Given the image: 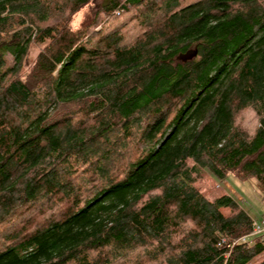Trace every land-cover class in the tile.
<instances>
[{
    "label": "trees",
    "instance_id": "obj_1",
    "mask_svg": "<svg viewBox=\"0 0 264 264\" xmlns=\"http://www.w3.org/2000/svg\"><path fill=\"white\" fill-rule=\"evenodd\" d=\"M183 2L0 0V264L264 253L221 185L264 198V0Z\"/></svg>",
    "mask_w": 264,
    "mask_h": 264
},
{
    "label": "rangeland",
    "instance_id": "obj_2",
    "mask_svg": "<svg viewBox=\"0 0 264 264\" xmlns=\"http://www.w3.org/2000/svg\"><path fill=\"white\" fill-rule=\"evenodd\" d=\"M197 0H184L182 3L184 5H188L191 3L196 2ZM89 9H83L80 11L74 18L73 23L75 27H79L84 20L85 16L87 15ZM138 33V32H137ZM41 46L40 45H33L31 47L27 62H26V72L30 70V68L33 66L35 58L40 51ZM246 115V117L251 118L252 115ZM120 155L123 156L124 154L128 156L127 150L120 149ZM127 156H124L126 159ZM212 185L216 187L218 184L215 180L211 181ZM221 185L224 187V189L233 196L241 205L243 208L248 211V213L255 219V221L260 220V217L264 215V198L262 196V193L258 187V184L256 180H242L238 178L235 174L230 173L224 180L221 181ZM56 207L54 208V210ZM47 211V208H46ZM48 213H50L48 211ZM34 219L39 220L42 218L41 213H36L32 215ZM4 228L7 227L6 231L1 230L2 227H0V243L4 244L2 237H5L9 233L10 225L9 224H3L1 225ZM143 256L142 250H138L136 253H130L127 256L126 262L122 259L120 263L118 264H140L141 258ZM264 258V253L257 256L251 263L249 264H258L260 261ZM122 262V263H121Z\"/></svg>",
    "mask_w": 264,
    "mask_h": 264
},
{
    "label": "built area",
    "instance_id": "obj_3",
    "mask_svg": "<svg viewBox=\"0 0 264 264\" xmlns=\"http://www.w3.org/2000/svg\"><path fill=\"white\" fill-rule=\"evenodd\" d=\"M264 236V217H262L260 220L255 221L254 226H253V230L251 231V233L241 236L240 238H238L237 240H235L233 244H235L236 242H245V243H251V239L252 237L255 236ZM223 242H226V239H222Z\"/></svg>",
    "mask_w": 264,
    "mask_h": 264
},
{
    "label": "water",
    "instance_id": "obj_4",
    "mask_svg": "<svg viewBox=\"0 0 264 264\" xmlns=\"http://www.w3.org/2000/svg\"><path fill=\"white\" fill-rule=\"evenodd\" d=\"M196 54H197L196 51H192V50H191V51H189L187 54H183V55L181 56V58L184 59V60L191 59V58L195 57Z\"/></svg>",
    "mask_w": 264,
    "mask_h": 264
},
{
    "label": "crops",
    "instance_id": "obj_5",
    "mask_svg": "<svg viewBox=\"0 0 264 264\" xmlns=\"http://www.w3.org/2000/svg\"><path fill=\"white\" fill-rule=\"evenodd\" d=\"M262 217H264V215H263V216H261V217H260V219H261Z\"/></svg>",
    "mask_w": 264,
    "mask_h": 264
}]
</instances>
